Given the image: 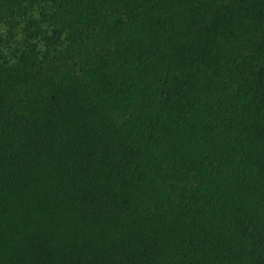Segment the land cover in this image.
Returning <instances> with one entry per match:
<instances>
[{"label": "trees", "instance_id": "trees-1", "mask_svg": "<svg viewBox=\"0 0 264 264\" xmlns=\"http://www.w3.org/2000/svg\"><path fill=\"white\" fill-rule=\"evenodd\" d=\"M0 34V264H264V0H0Z\"/></svg>", "mask_w": 264, "mask_h": 264}, {"label": "rangeland", "instance_id": "rangeland-1", "mask_svg": "<svg viewBox=\"0 0 264 264\" xmlns=\"http://www.w3.org/2000/svg\"><path fill=\"white\" fill-rule=\"evenodd\" d=\"M1 35V34H0ZM2 36V35H1ZM2 40V39H1ZM0 48L4 50L3 43L0 44Z\"/></svg>", "mask_w": 264, "mask_h": 264}]
</instances>
